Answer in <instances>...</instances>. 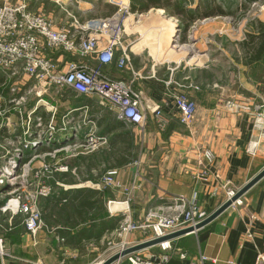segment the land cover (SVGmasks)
Returning a JSON list of instances; mask_svg holds the SVG:
<instances>
[{"label": "crops", "instance_id": "1", "mask_svg": "<svg viewBox=\"0 0 264 264\" xmlns=\"http://www.w3.org/2000/svg\"><path fill=\"white\" fill-rule=\"evenodd\" d=\"M176 1L186 12L202 9L207 1L211 7H220L223 17L229 14L222 7L226 4L223 1ZM54 2L27 0L31 11L43 14L46 10L48 15H44L58 26L71 23L69 14L83 21L105 18L94 14L106 9H109L107 17L115 12L108 0ZM171 12V9L153 8L143 15L146 18L143 24L126 25V40L132 45L130 67L119 70L117 63L103 67L116 79L134 81L135 89L142 93L146 115L143 133L118 121L97 97L55 93L46 97L54 105L58 104L59 116L75 110V121L84 124L83 132L94 129L106 139V144L95 153L65 162L72 172L60 174L56 179L66 184V188L58 187L55 195L41 201L45 226L32 237L16 220L13 230L5 233V247L10 256L0 260V264H93L104 257L106 244L115 237L127 208L125 202H129L131 214L138 221L144 210L147 213L150 208L168 204L179 195H196L202 212L210 216L226 202L225 186L239 191L264 169V144L256 157L246 152L251 136L250 117L233 113L224 105L232 98L241 99L239 95L251 102L264 97L257 94L253 85L244 82L243 76L237 80L233 73L235 67L224 68L217 62L219 57H215L223 53L228 59L236 54V57L243 56L246 66L257 64H246L251 52L243 44L248 36L245 40L231 36L232 42H236L233 52L216 42L210 43L207 50L196 49L195 58L187 51L161 50V38L169 36L173 40L171 27L176 30V26L172 19L178 20L179 28L185 30L196 21L207 19L198 17L186 27L183 19ZM218 17L222 15L217 13L209 18ZM219 25L214 24L213 33ZM201 39L198 43L204 41ZM151 41L157 44L155 49L149 46ZM259 63H264V57ZM169 80L173 81L175 92L187 95L196 104V115L189 127L179 123L178 112L166 95ZM6 82L7 78L0 73V91L5 95L8 94V88L4 89ZM157 110L163 116L161 124L154 117ZM130 127L140 136H135ZM207 151L214 155L212 163L204 157ZM135 161H139V168L132 165ZM111 170H118L120 189L102 187V177ZM204 171L207 174L202 177ZM241 202V206H231L196 234L170 240L175 253L168 264H257L259 255L264 257V179L248 190ZM140 236L139 242L148 240L145 234ZM154 249L156 253H151ZM140 254L157 257L163 253L158 247H152ZM180 254L187 258L182 260ZM201 258L206 260L201 262Z\"/></svg>", "mask_w": 264, "mask_h": 264}, {"label": "built area", "instance_id": "2", "mask_svg": "<svg viewBox=\"0 0 264 264\" xmlns=\"http://www.w3.org/2000/svg\"><path fill=\"white\" fill-rule=\"evenodd\" d=\"M108 3L115 8L112 15L82 21L69 14L71 23L64 26L31 11L27 0L16 3L4 0L0 4V73L7 78L4 89L8 88L7 95L0 91L1 261L10 256L5 247V233L13 230L16 220L32 237L45 226L41 201L55 195L58 187L66 188V184L56 179L60 174L72 172L65 162L95 153L106 144V139L94 129L83 132L84 124L75 121V110L59 116L58 104L46 97L54 93L97 97L118 121L142 133L146 129L142 93L135 89L134 81L116 79L104 71L105 66L114 63L119 70L130 67L132 45L126 40V25H138L143 14L131 12L130 0H108ZM209 20L193 24L197 26ZM172 22L176 26L172 40L175 50L190 49L187 52L195 58V44L181 45V23L176 19ZM173 86L172 80L166 82V95L178 112L179 123L189 127L196 115V104L187 95L175 92ZM224 105L233 113L250 117L251 136L246 152L256 157L264 144V98L253 102L232 98ZM82 114L85 115L84 110ZM154 117L158 124L164 122L160 110ZM204 157L209 163L214 159L210 151ZM132 165L139 168V161ZM202 173V177L207 174ZM118 175V170L107 171L102 177V187L120 189ZM224 188L226 201L237 193L228 186ZM125 204L126 211L115 232L122 239L120 252L131 245L125 242V237L134 233L147 234L149 241L188 229H193L190 234H196V227L208 217L196 195H179L168 204L150 208L143 224L133 219L129 202ZM241 205L239 199L232 207ZM155 247L163 254L157 257L131 254L127 256L129 264H168L172 242L165 241ZM180 257L187 258L185 254ZM205 260L201 258V262ZM257 264H264L263 255H259Z\"/></svg>", "mask_w": 264, "mask_h": 264}, {"label": "rangeland", "instance_id": "3", "mask_svg": "<svg viewBox=\"0 0 264 264\" xmlns=\"http://www.w3.org/2000/svg\"><path fill=\"white\" fill-rule=\"evenodd\" d=\"M48 1L56 2L60 0H48ZM62 1L65 2L67 0H62ZM72 1L73 3L75 2V0H72ZM197 1H201V0H194L195 3ZM217 1L219 2L223 1L226 3L225 5L223 4L222 7H224V11L229 14H227V16L225 17L223 16L218 17L219 19L211 18V20H209L208 22L203 23V24L199 23L197 26L195 24H192L189 28H187V30H185V28H182V29L179 28L181 30V42H180L181 45L191 46L195 44L194 49L207 50V47L209 46L210 43L216 42L218 45L220 44V46H222L223 49L225 50L230 49L233 52L235 51L234 49H235L236 42H232L231 39L233 37L231 36L237 37L235 39L240 38V40H245L248 34L256 32L254 26H256L257 23L264 21V3L262 0H217ZM191 2H193V0ZM43 12L48 15L46 10H44ZM108 12H109V9H106L101 12H96L94 16L95 17H107L106 15ZM147 14L148 13H143V15H147ZM201 21L202 20L200 19L196 21V23L201 22ZM215 23H218L220 25H219V28L215 29V31L216 30L217 31L213 33L214 29L212 28L214 27ZM195 27L196 29H194ZM141 29L142 27L140 26L139 31H142ZM127 31L129 30L127 29ZM205 31H208V32H205ZM213 35H215L216 38H213ZM193 37L195 39H193ZM131 38L136 39L134 35H132ZM201 38H203L204 41H202L201 43H198L199 41L202 40ZM148 44L149 46H152L153 48L156 47L155 45H157L155 41H151L150 43L148 42ZM215 55H218V56H215V57H219L217 58L218 59L217 62H220L224 68H228V67L234 68L235 67V70L233 73L235 74L237 80L241 78L240 76H243L244 82H247L248 84L253 85L257 89V92H258L257 94L260 97H264V63H257L249 67L244 64L245 59L243 58V56L236 57V54H234V56L231 55L230 58L227 59L224 57L223 53H219V54L217 53ZM235 64L239 66V68L236 67ZM239 96L242 99L245 98L244 95H239ZM130 131H132L135 134V136L136 134L139 135V132L135 131L132 127H130ZM145 218H146V215H145ZM136 222L139 223V220ZM142 234L144 236L145 233H142ZM142 234L139 232V235L132 234L128 237H125V242L128 244H131L130 246H128V249L135 247L141 243H144V242H139L140 240L139 237H141L140 235ZM145 236L148 239V235L145 234ZM121 241L122 239L121 238L118 239L117 235L111 238L109 242L106 244V251H105L104 257L98 258L93 264L103 263L110 257L118 254L121 251V249H119V244L121 243ZM146 241H149V240H146ZM142 251L136 252L134 254H139L140 256H143L140 254V252ZM152 252L156 253V250L154 249L151 251V253ZM174 253L175 252L172 251V253L170 254L173 256ZM115 264H129L128 257L125 259H122L120 262H117Z\"/></svg>", "mask_w": 264, "mask_h": 264}, {"label": "trees", "instance_id": "4", "mask_svg": "<svg viewBox=\"0 0 264 264\" xmlns=\"http://www.w3.org/2000/svg\"><path fill=\"white\" fill-rule=\"evenodd\" d=\"M130 2L131 12L134 14L147 13L153 8L171 9L172 15L182 18L186 27L198 17L209 18L216 16L217 13L224 16V12L220 7H211L207 1H204L203 8L196 10V12H186L180 2L176 0H130ZM254 27L256 32L248 34V41L243 44V48L251 52L246 63L248 65L259 63L264 57V23H257Z\"/></svg>", "mask_w": 264, "mask_h": 264}, {"label": "water", "instance_id": "5", "mask_svg": "<svg viewBox=\"0 0 264 264\" xmlns=\"http://www.w3.org/2000/svg\"><path fill=\"white\" fill-rule=\"evenodd\" d=\"M191 55H189L188 57H190ZM264 179V169L262 171H260L255 177H253L245 186H243L239 191H237L236 195L231 199L226 201L223 205H221L212 215L208 216L203 222H201L197 227L196 230H200L203 227H205L206 225L210 224L211 222H213L215 219H217L220 215H222L225 211H227L233 203H235L237 200L241 199L247 192L248 190H251L254 186H256L261 180ZM145 209L147 207V205H144ZM145 215H146V211L144 210L141 214V216L139 217V223L143 224L145 221ZM191 232H193V229H188V230H183L182 232H177L174 233L170 236L167 237H163V238H159V239H155V240H151V241H146L144 243H141L135 247H132L130 249H127L121 253H118L112 257H110L109 259H107L106 261H104L102 264H115L117 262H119L121 259H124L125 257L134 254L136 252L148 249V248H152L155 247L157 245H159L162 242L165 241H170L176 238H182V236L188 235Z\"/></svg>", "mask_w": 264, "mask_h": 264}, {"label": "bare ground", "instance_id": "6", "mask_svg": "<svg viewBox=\"0 0 264 264\" xmlns=\"http://www.w3.org/2000/svg\"><path fill=\"white\" fill-rule=\"evenodd\" d=\"M146 18H144V17H142V18H140V22H138V24L139 25H141V24H143V21L145 20ZM138 26V25H137ZM174 31H175V29L173 28V27H171V32L172 33H174ZM158 35V34H157ZM152 45V44H151ZM159 48L161 49V50H164V49H172V50H175V48H177L176 46L174 47V43L172 42V39H171V37H169V36H166V37H163V38H161V40L159 41ZM190 49H187V48H183V49H181L180 51H184V52H186V51H189ZM179 55V54H178ZM119 253H121V252H119ZM125 259V258H124ZM122 260V259H121ZM120 260V261H121ZM119 261V262H120ZM99 264V263H98ZM100 264H102V263H100Z\"/></svg>", "mask_w": 264, "mask_h": 264}]
</instances>
